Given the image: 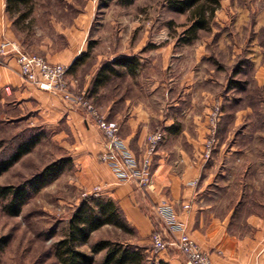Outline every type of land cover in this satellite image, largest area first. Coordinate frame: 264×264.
Masks as SVG:
<instances>
[{
  "label": "crops",
  "instance_id": "crops-1",
  "mask_svg": "<svg viewBox=\"0 0 264 264\" xmlns=\"http://www.w3.org/2000/svg\"><path fill=\"white\" fill-rule=\"evenodd\" d=\"M7 1L0 0V42L13 40L34 53L26 32L14 24L16 17L7 14ZM210 23L192 41L187 25L176 41L157 43L164 58L158 76L152 61L141 70L145 41L132 46L131 40L100 55L89 72L83 73L81 64L70 70L73 90L89 93L104 62L129 55L139 59L140 69L126 74L122 86L100 87L98 108L118 124L119 136L138 159L146 156L149 136L164 133L152 158L153 189L117 184L101 161L104 137L91 116L27 85L15 58H0V97L15 98L58 129L56 138L73 160L71 183L88 191L100 188L99 198L118 205L135 235L133 247L148 252L152 234L162 228L155 208L168 201L213 264H264V0H220ZM41 42L43 57L61 62L48 52L53 43ZM68 42L73 48L71 37ZM79 55L83 52L71 51L65 65L71 67ZM217 103L223 113L208 158V115ZM159 256L161 264L187 263L173 249Z\"/></svg>",
  "mask_w": 264,
  "mask_h": 264
},
{
  "label": "rangeland",
  "instance_id": "rangeland-1",
  "mask_svg": "<svg viewBox=\"0 0 264 264\" xmlns=\"http://www.w3.org/2000/svg\"><path fill=\"white\" fill-rule=\"evenodd\" d=\"M36 9L38 14L32 29L24 36L35 46L32 51L43 56L38 49L41 41L52 42L53 45L48 47L50 56L60 57L59 63L64 65L71 51L87 53L89 56H85L80 65L83 73L90 71L100 55H110L118 51L123 42L128 44L131 40L132 46L145 41L141 70L144 71L152 61L156 63L152 72L158 76L164 58L156 50L157 43L164 45L176 41L181 28L189 24V14L169 10L166 0H136L127 6L119 0H37ZM69 37L73 48L68 42ZM144 76H147L146 72L138 77L142 79ZM123 79L115 78L110 85L122 86ZM1 98L0 162L12 155L21 143L39 135L30 154L0 177V186L17 187L31 180L45 166L61 157H69V154L56 138L58 129L45 117L26 105L21 106L13 97ZM91 102L99 110V95H94ZM74 177V169L70 167L43 188L31 189L27 204L18 217L9 216L4 211L7 203L0 200V240L8 241L0 255V264H59L55 257L56 244L67 234L73 214L84 200L99 198L96 195L99 191L74 186L71 183ZM105 239L132 246L130 240H135V235L105 226L92 235L89 245L81 246L80 250L90 254L91 244ZM161 253L151 244L145 253V264H161ZM103 257L104 253L94 255V264H102Z\"/></svg>",
  "mask_w": 264,
  "mask_h": 264
},
{
  "label": "trees",
  "instance_id": "trees-1",
  "mask_svg": "<svg viewBox=\"0 0 264 264\" xmlns=\"http://www.w3.org/2000/svg\"><path fill=\"white\" fill-rule=\"evenodd\" d=\"M119 1L122 5L127 6L136 0ZM166 2L169 10L181 15L189 14V29L186 31L188 32L186 36L188 41H192L197 39L200 30H207L210 27L220 0H166ZM36 4L37 0L7 1V14L16 17L14 24L23 32L32 29ZM27 20H29L28 23H26ZM85 56L89 55L83 54L69 70L80 65ZM139 69V59L135 56H120L114 61L104 62L89 90V98L98 95L102 85L113 82L115 78H124L126 74L134 76ZM1 105L0 97V109ZM38 140L39 135L31 137L28 141L21 143L12 155L1 160L0 177L16 166L22 158L29 155ZM72 166L71 157H61L59 161L45 166L41 172L24 184L17 185V187L0 186V200L7 203L4 206V211L9 216L18 217L27 204L31 189L37 191L43 188L46 184L58 179L65 170ZM105 226H112L133 235V231L128 227L125 217L114 201L99 198L84 200L73 214L67 234L56 244L55 257L59 264H94L96 262L94 255L100 253H104L102 264H145L147 257L142 248L129 246L122 242L105 239L92 243L90 254L80 250L81 246L89 245L92 235ZM7 243L6 239L0 240V255Z\"/></svg>",
  "mask_w": 264,
  "mask_h": 264
},
{
  "label": "built area",
  "instance_id": "built-area-1",
  "mask_svg": "<svg viewBox=\"0 0 264 264\" xmlns=\"http://www.w3.org/2000/svg\"><path fill=\"white\" fill-rule=\"evenodd\" d=\"M11 57L17 60L19 72L25 83H29L41 92L58 96L71 109H80L91 116L92 121L103 134L104 151L100 156L102 163L107 164L114 172L117 184L135 183L142 190L153 189L152 158L163 141L162 131L151 134L148 138L146 156L138 159L130 151L125 141L119 136L117 123L110 122L91 102L88 92H76L70 84V67L61 63H51L45 57L25 51L22 46L7 39L0 42V58ZM219 103L212 108L208 117L210 136L206 143L205 153L208 158L217 144V131L222 117ZM97 188L95 191H99ZM185 209H189L185 206ZM162 231L152 234L151 242L157 252L173 249L181 253L187 264H213L210 255L204 252L199 244L189 235L188 228L180 220L173 205L163 201L155 208Z\"/></svg>",
  "mask_w": 264,
  "mask_h": 264
}]
</instances>
